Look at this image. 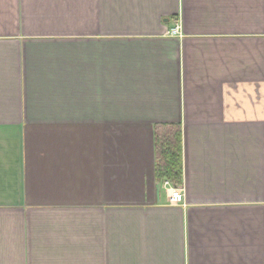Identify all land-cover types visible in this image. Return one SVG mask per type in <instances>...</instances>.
Here are the masks:
<instances>
[{
  "label": "crops",
  "instance_id": "1",
  "mask_svg": "<svg viewBox=\"0 0 264 264\" xmlns=\"http://www.w3.org/2000/svg\"><path fill=\"white\" fill-rule=\"evenodd\" d=\"M0 264H264V0H0Z\"/></svg>",
  "mask_w": 264,
  "mask_h": 264
},
{
  "label": "trees",
  "instance_id": "2",
  "mask_svg": "<svg viewBox=\"0 0 264 264\" xmlns=\"http://www.w3.org/2000/svg\"><path fill=\"white\" fill-rule=\"evenodd\" d=\"M157 178L179 184L182 176L181 133L177 126H163L154 131Z\"/></svg>",
  "mask_w": 264,
  "mask_h": 264
},
{
  "label": "built area",
  "instance_id": "3",
  "mask_svg": "<svg viewBox=\"0 0 264 264\" xmlns=\"http://www.w3.org/2000/svg\"><path fill=\"white\" fill-rule=\"evenodd\" d=\"M170 33H179V26L172 28ZM162 184L167 193V200L169 204H179L183 202V190L181 186L165 178L162 180Z\"/></svg>",
  "mask_w": 264,
  "mask_h": 264
}]
</instances>
